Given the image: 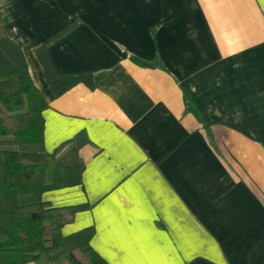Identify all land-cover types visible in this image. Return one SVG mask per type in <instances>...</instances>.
I'll return each instance as SVG.
<instances>
[{"label":"crops","instance_id":"1","mask_svg":"<svg viewBox=\"0 0 264 264\" xmlns=\"http://www.w3.org/2000/svg\"><path fill=\"white\" fill-rule=\"evenodd\" d=\"M43 95V145L85 137L80 185L108 264H264V0H0ZM59 74L56 94L37 49Z\"/></svg>","mask_w":264,"mask_h":264},{"label":"trees","instance_id":"2","mask_svg":"<svg viewBox=\"0 0 264 264\" xmlns=\"http://www.w3.org/2000/svg\"><path fill=\"white\" fill-rule=\"evenodd\" d=\"M37 51L56 94L90 83L88 74H59L45 46ZM47 106L20 47L0 27V264H108L90 245L93 228L62 233L84 206L53 207L42 200L45 191L80 185L85 169L79 156L84 136L45 150Z\"/></svg>","mask_w":264,"mask_h":264}]
</instances>
